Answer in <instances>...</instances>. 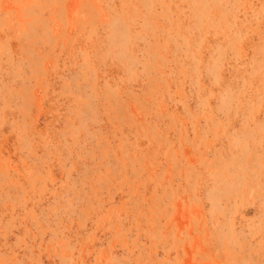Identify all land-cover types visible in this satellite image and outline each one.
Listing matches in <instances>:
<instances>
[{"label": "rangeland", "instance_id": "rangeland-1", "mask_svg": "<svg viewBox=\"0 0 264 264\" xmlns=\"http://www.w3.org/2000/svg\"><path fill=\"white\" fill-rule=\"evenodd\" d=\"M0 264H264V0H0Z\"/></svg>", "mask_w": 264, "mask_h": 264}]
</instances>
